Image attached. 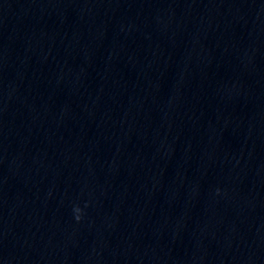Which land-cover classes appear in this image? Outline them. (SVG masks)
<instances>
[{
	"label": "clouds",
	"instance_id": "1",
	"mask_svg": "<svg viewBox=\"0 0 264 264\" xmlns=\"http://www.w3.org/2000/svg\"><path fill=\"white\" fill-rule=\"evenodd\" d=\"M80 211H81V210H80L79 208H76V209H75V212L77 213L75 219H76L77 221H79V220L81 219V216L79 215Z\"/></svg>",
	"mask_w": 264,
	"mask_h": 264
}]
</instances>
